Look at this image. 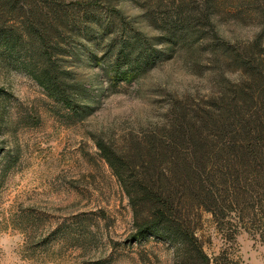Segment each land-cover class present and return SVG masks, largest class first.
I'll return each instance as SVG.
<instances>
[{
	"label": "trees",
	"instance_id": "obj_1",
	"mask_svg": "<svg viewBox=\"0 0 264 264\" xmlns=\"http://www.w3.org/2000/svg\"><path fill=\"white\" fill-rule=\"evenodd\" d=\"M154 2L141 6L148 8L143 22L156 32L148 35L117 0H0L21 16L24 31L5 27L0 17V48L78 120L93 113L94 95L68 61L102 63L112 86L180 52L197 57L205 51L224 66L219 91L209 100H175L159 127L126 134L118 148L96 142L128 199L133 238L159 235L174 244L184 264H210L195 245V214L229 224L230 209L242 220L249 209L264 206V0ZM229 22L256 31L234 43L222 32ZM225 71L237 73V82Z\"/></svg>",
	"mask_w": 264,
	"mask_h": 264
},
{
	"label": "rangeland",
	"instance_id": "obj_2",
	"mask_svg": "<svg viewBox=\"0 0 264 264\" xmlns=\"http://www.w3.org/2000/svg\"><path fill=\"white\" fill-rule=\"evenodd\" d=\"M143 1L117 0V6L154 35L141 18L148 9ZM155 4L148 0L145 6ZM2 6L4 26L23 33L21 16ZM222 26L234 43L256 31L231 22ZM194 57L180 52L114 86L102 63L68 61L94 95L93 113L78 120L0 48V264H184L167 239L133 238L128 199L96 142L118 148L126 134L159 127L175 100L205 102L215 96L224 66L205 51ZM224 73L237 82V73ZM233 209L224 219L229 224L197 212L195 245L210 264H264V206L249 209L242 220Z\"/></svg>",
	"mask_w": 264,
	"mask_h": 264
}]
</instances>
